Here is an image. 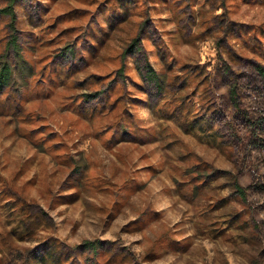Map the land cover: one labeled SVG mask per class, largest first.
I'll list each match as a JSON object with an SVG mask.
<instances>
[{
	"label": "rangeland",
	"instance_id": "374dc122",
	"mask_svg": "<svg viewBox=\"0 0 264 264\" xmlns=\"http://www.w3.org/2000/svg\"><path fill=\"white\" fill-rule=\"evenodd\" d=\"M13 8L0 264H264V0Z\"/></svg>",
	"mask_w": 264,
	"mask_h": 264
},
{
	"label": "trees",
	"instance_id": "16d2710c",
	"mask_svg": "<svg viewBox=\"0 0 264 264\" xmlns=\"http://www.w3.org/2000/svg\"><path fill=\"white\" fill-rule=\"evenodd\" d=\"M13 3H14V0H10V3L7 4L6 6L4 7H1L0 9V12L1 13H4V14H7L11 17V19H15V12H14V8H13ZM9 42L11 43L12 46L15 47L16 45V42H15V37H12ZM18 52V55L15 59V64H11V62L6 58V56L3 57V59L0 61V86L2 84H9L12 80H13V74H14V71L18 68V67H21L22 66V58L21 56H19V51H16ZM147 72L146 74L150 77V78H154V81H158V76L155 72V70L149 65L147 64ZM157 78V79H155ZM235 187H236V190L238 192H241V193H244L242 187L238 184V183H235ZM88 245H91L92 247H95V243L94 241H90V240H87L85 241Z\"/></svg>",
	"mask_w": 264,
	"mask_h": 264
}]
</instances>
